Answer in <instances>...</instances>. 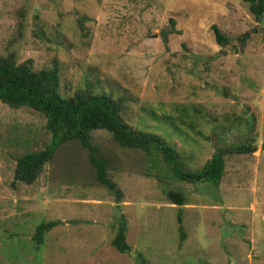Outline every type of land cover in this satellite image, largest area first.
Masks as SVG:
<instances>
[{
  "label": "rangeland",
  "instance_id": "rangeland-1",
  "mask_svg": "<svg viewBox=\"0 0 264 264\" xmlns=\"http://www.w3.org/2000/svg\"><path fill=\"white\" fill-rule=\"evenodd\" d=\"M9 58L57 70L65 98L111 96L185 172L201 173L217 153L226 167L219 185L183 182L159 152L96 130L114 192L74 142L21 183L18 159L47 149L52 134L40 111L0 101V264H264V15L243 0H0V59ZM124 221L129 253L113 245Z\"/></svg>",
  "mask_w": 264,
  "mask_h": 264
},
{
  "label": "trees",
  "instance_id": "trees-1",
  "mask_svg": "<svg viewBox=\"0 0 264 264\" xmlns=\"http://www.w3.org/2000/svg\"><path fill=\"white\" fill-rule=\"evenodd\" d=\"M243 1L250 5L251 12L258 19L264 15V0ZM214 32L217 44L226 47L229 44L227 36L217 26ZM0 101L11 107H29L40 111L47 117V128L52 134V142L47 149L26 153L18 159L15 179L21 183L33 184L59 147L74 142L88 152L89 163L96 170L97 181L114 192L115 186L108 178V165L99 158L97 149L91 144L90 134L96 130L108 131L121 147L142 151L148 157L159 152L176 180L219 185L225 174L224 155L218 153L201 173L185 172L177 152L152 134L133 131L122 119L116 101L109 95L88 94L65 98L60 93L57 70L35 71L30 62L17 64L12 58L0 59ZM117 196L120 197L121 193L117 192ZM166 196L174 205H186L182 192L169 191ZM58 225V222L39 225L36 240L43 242L45 233ZM126 227L124 221L113 241L114 247L121 253L131 251L126 243Z\"/></svg>",
  "mask_w": 264,
  "mask_h": 264
},
{
  "label": "crops",
  "instance_id": "crops-1",
  "mask_svg": "<svg viewBox=\"0 0 264 264\" xmlns=\"http://www.w3.org/2000/svg\"><path fill=\"white\" fill-rule=\"evenodd\" d=\"M251 251H253V252H254L255 250L252 248V249H251ZM253 259H256V258H255V257H253Z\"/></svg>",
  "mask_w": 264,
  "mask_h": 264
}]
</instances>
